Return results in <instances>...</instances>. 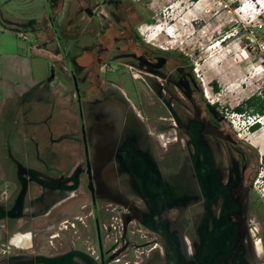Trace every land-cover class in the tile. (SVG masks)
<instances>
[{
	"label": "flooded vegetation",
	"instance_id": "obj_1",
	"mask_svg": "<svg viewBox=\"0 0 264 264\" xmlns=\"http://www.w3.org/2000/svg\"><path fill=\"white\" fill-rule=\"evenodd\" d=\"M47 1L50 11L63 1L66 31L48 20L72 83L80 153L55 175L4 155L0 264H264V230L249 216L253 152L187 59L145 41L127 0ZM62 40L78 46L81 64ZM99 71L115 72L110 85ZM64 133L52 140L72 138ZM77 190L85 200L54 216ZM63 221L72 224L55 234Z\"/></svg>",
	"mask_w": 264,
	"mask_h": 264
},
{
	"label": "rangeland",
	"instance_id": "obj_2",
	"mask_svg": "<svg viewBox=\"0 0 264 264\" xmlns=\"http://www.w3.org/2000/svg\"><path fill=\"white\" fill-rule=\"evenodd\" d=\"M256 4L260 5L256 7ZM51 5L50 11L47 0H0V168L3 172L7 163L4 155L8 152L26 166H47L48 173L53 175L68 170L78 160L80 145L76 140L72 83L56 40L51 39L52 27L49 28L48 20L51 14L57 30L66 31L63 30V1ZM127 5L136 26L143 28L140 36L185 57L200 87L207 90L208 99L219 109L229 114L242 100L261 97L264 0H127ZM73 44L62 40L60 47L70 49L69 56L75 55L76 62L81 64L78 46ZM69 59L78 80L80 69L73 58ZM51 71L53 78L46 85ZM93 74L89 77L95 84ZM99 78L104 85H110L106 81H113L115 72L103 75L99 71ZM245 108L244 116H251ZM259 116L264 119V113ZM262 119L260 128L249 130L241 138L253 152L247 179L249 216L261 231L264 220L255 210V204L259 201L264 205ZM64 132H69L72 138L52 140ZM5 183L0 179V202L6 196L1 192ZM30 188L31 193L37 189L32 184ZM78 190L73 200L65 201L55 210L54 216H60L65 210L72 213L74 205L85 200L82 195L85 192ZM6 193L9 196L10 189ZM107 264L120 263L109 261Z\"/></svg>",
	"mask_w": 264,
	"mask_h": 264
},
{
	"label": "built area",
	"instance_id": "obj_3",
	"mask_svg": "<svg viewBox=\"0 0 264 264\" xmlns=\"http://www.w3.org/2000/svg\"><path fill=\"white\" fill-rule=\"evenodd\" d=\"M147 26H145L144 28H146ZM156 27V26H153ZM142 27L138 26L137 30L139 33H141L142 31ZM203 91H205L203 89ZM226 109V108H224ZM222 111V110H221ZM222 113L226 116V119L229 123V125L232 127L233 130L236 131V134L238 135L239 138H242V134H247V132L250 130V126L252 123L254 122H258L260 123V116L257 114H252L251 116H244L243 111L242 112H238V111H232V112H228L226 110L222 111ZM256 117H255V116ZM239 129V130H238ZM108 208V207H107ZM111 221L113 222V219H111ZM68 224H72V223H67L66 221L61 222L58 226V229L56 230L55 234L59 233L62 229L66 228ZM114 224V222H113Z\"/></svg>",
	"mask_w": 264,
	"mask_h": 264
},
{
	"label": "trees",
	"instance_id": "obj_4",
	"mask_svg": "<svg viewBox=\"0 0 264 264\" xmlns=\"http://www.w3.org/2000/svg\"><path fill=\"white\" fill-rule=\"evenodd\" d=\"M213 88L215 89L216 86L214 85ZM263 103H264V90L263 93L261 94V97L251 96L250 98H246L241 102H239L236 106H234L233 109L234 111L242 112V111H246L245 107L247 106V108L250 110L252 114L261 115L264 113ZM258 127H259V123L254 122L251 124L250 130H255Z\"/></svg>",
	"mask_w": 264,
	"mask_h": 264
},
{
	"label": "bare ground",
	"instance_id": "obj_5",
	"mask_svg": "<svg viewBox=\"0 0 264 264\" xmlns=\"http://www.w3.org/2000/svg\"><path fill=\"white\" fill-rule=\"evenodd\" d=\"M262 1V0H261ZM258 2H259V0H258ZM260 4H256V7H258ZM263 117H261L260 118V121H261V119H262ZM262 121H263V124H264V119H262ZM261 123V122H260ZM246 135L247 134H242L241 136H242V138H245L246 137Z\"/></svg>",
	"mask_w": 264,
	"mask_h": 264
},
{
	"label": "water",
	"instance_id": "obj_6",
	"mask_svg": "<svg viewBox=\"0 0 264 264\" xmlns=\"http://www.w3.org/2000/svg\"><path fill=\"white\" fill-rule=\"evenodd\" d=\"M107 201H111L112 202V200H110V199H107ZM114 202V201H113Z\"/></svg>",
	"mask_w": 264,
	"mask_h": 264
}]
</instances>
